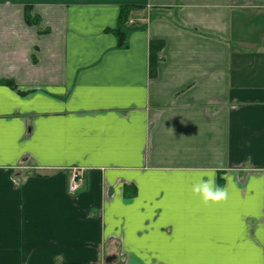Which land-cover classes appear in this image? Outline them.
<instances>
[{"label": "crops", "instance_id": "1", "mask_svg": "<svg viewBox=\"0 0 264 264\" xmlns=\"http://www.w3.org/2000/svg\"><path fill=\"white\" fill-rule=\"evenodd\" d=\"M121 255L264 264V0H0V264Z\"/></svg>", "mask_w": 264, "mask_h": 264}, {"label": "clouds", "instance_id": "2", "mask_svg": "<svg viewBox=\"0 0 264 264\" xmlns=\"http://www.w3.org/2000/svg\"><path fill=\"white\" fill-rule=\"evenodd\" d=\"M191 193L205 205L218 204L229 199L228 190L216 183L214 172L201 174L192 184Z\"/></svg>", "mask_w": 264, "mask_h": 264}, {"label": "built area", "instance_id": "3", "mask_svg": "<svg viewBox=\"0 0 264 264\" xmlns=\"http://www.w3.org/2000/svg\"><path fill=\"white\" fill-rule=\"evenodd\" d=\"M85 181H86L85 173L84 174H81L80 172L74 173L69 184V191L71 193H77L80 188V185L85 183Z\"/></svg>", "mask_w": 264, "mask_h": 264}, {"label": "rangeland", "instance_id": "4", "mask_svg": "<svg viewBox=\"0 0 264 264\" xmlns=\"http://www.w3.org/2000/svg\"><path fill=\"white\" fill-rule=\"evenodd\" d=\"M107 264H129V258L121 255L120 257L112 258Z\"/></svg>", "mask_w": 264, "mask_h": 264}, {"label": "trees", "instance_id": "5", "mask_svg": "<svg viewBox=\"0 0 264 264\" xmlns=\"http://www.w3.org/2000/svg\"><path fill=\"white\" fill-rule=\"evenodd\" d=\"M125 20H126V19H125ZM125 20H122V22H124ZM28 22H29V21H28ZM125 22H126V21H125ZM115 31H116V33H117L118 35H120V42H121V43H124V42H125V39H126V38H125V34H124L123 32H121L119 29H118V30H115ZM161 48H162V45H160L158 49L160 50ZM158 49H157V50H158Z\"/></svg>", "mask_w": 264, "mask_h": 264}, {"label": "bare ground", "instance_id": "6", "mask_svg": "<svg viewBox=\"0 0 264 264\" xmlns=\"http://www.w3.org/2000/svg\"><path fill=\"white\" fill-rule=\"evenodd\" d=\"M88 181V180H87ZM87 184H88V182H87Z\"/></svg>", "mask_w": 264, "mask_h": 264}]
</instances>
